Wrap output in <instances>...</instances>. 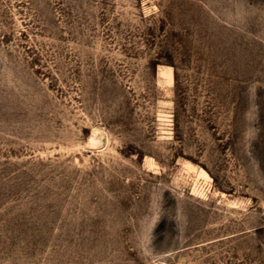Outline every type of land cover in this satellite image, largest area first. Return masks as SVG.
<instances>
[{
	"label": "rangeland",
	"instance_id": "1",
	"mask_svg": "<svg viewBox=\"0 0 264 264\" xmlns=\"http://www.w3.org/2000/svg\"><path fill=\"white\" fill-rule=\"evenodd\" d=\"M0 264H264V0H0Z\"/></svg>",
	"mask_w": 264,
	"mask_h": 264
}]
</instances>
